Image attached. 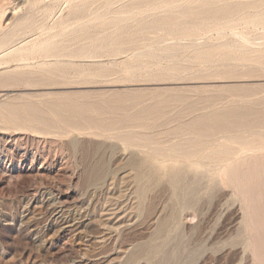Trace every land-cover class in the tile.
Returning a JSON list of instances; mask_svg holds the SVG:
<instances>
[{"label":"rangeland","instance_id":"obj_1","mask_svg":"<svg viewBox=\"0 0 264 264\" xmlns=\"http://www.w3.org/2000/svg\"><path fill=\"white\" fill-rule=\"evenodd\" d=\"M86 1L78 0L77 3H82L84 7L83 12L77 15L71 8V0H0V39L5 35L4 31L10 32L14 23L21 20L19 17L22 16L23 19L31 16L28 19L32 20L34 26L19 35L12 42L15 43L13 47L22 45L27 40L29 43V39L30 42L40 37L45 39L55 32L59 21L64 19L65 23L76 22V17L88 21L93 15L92 12L104 11L105 3L113 4L109 5L111 11H108L111 13L107 12V18L112 13L113 16L116 14L115 9H129L121 11L126 13L144 4L142 0ZM171 1L184 3V0ZM139 2H142L141 6ZM123 4L132 6L124 7ZM145 14L143 20H155L153 17L145 18ZM15 17L16 20H13ZM213 26L214 29H211L212 26L206 27V31L205 28L197 29L195 34L186 33L183 38L182 34H177L178 37L176 33L167 34L168 30L165 29H149L145 36L135 38L138 40L134 41L135 44L125 43L118 46L116 51H110L107 47H101L104 51L97 48V51L93 47L76 45L70 38L68 41L69 35L76 31L71 32V28L68 29L71 33L64 37L65 40L58 39V44L62 43L59 44L60 47L55 46L50 51L55 53L54 50H58V54L61 52V61L54 62L55 59L49 56H41L45 57L42 61L47 60V64H41L44 66L43 70L40 66L36 67L35 63L40 57L36 48H29L32 46L29 44L14 59L7 61L5 58L2 60L4 63L1 61L0 67L4 68H0V71L4 70L2 74L5 72L3 76L12 74H6L7 72L15 75L22 72L23 77L27 78L29 75L27 79H32L34 83L30 80L31 85H37L30 86L24 84L25 82L12 84L10 87L9 83L5 87L1 85L0 105L11 102L17 104L16 106H23L27 103L35 107L37 105L36 108L49 114L52 111L51 104L56 101L63 103L64 110L69 111L77 105L81 112L101 121L122 114L135 115L142 110L158 108L164 100L171 102L163 107L167 111L166 116L160 122L147 120L144 129L137 126L134 120L125 121L124 124L133 129L135 138L148 134L154 139L147 144L139 138L135 143H126L114 130L101 132L89 129L62 130L54 127L43 129L41 125L16 126L12 125L17 124L14 118L6 120L2 117L12 110L7 109L10 106H7L6 111L2 110L0 264H264V195H261L264 194V165L238 162L243 163L244 168L239 164L237 174H230L235 160L259 153L257 146L264 143V138H258L252 130L219 131L207 137L208 143L202 147V153L220 150L225 145L231 149L229 160L202 154V163L197 161L198 157H192L191 163L183 164L166 156L171 153L170 144L180 139L166 135V129L183 121L189 122L198 113H221L229 107L247 102L245 100L252 103L250 105L255 112L263 107L254 102L264 99V64H261L264 58L262 61H252V57L260 52L263 56L264 51L260 48H264V27L256 25L257 27L252 28L243 22L235 23L231 28ZM95 27H91V30L97 29V25ZM235 31L236 33H232ZM187 34L191 36L188 37ZM85 37H82L83 41L89 40ZM139 37L144 38L139 40ZM228 40L233 41V44L240 43L231 50L225 48V45L232 44ZM194 41L211 49L209 51L217 47L215 52L219 58H210L215 53L213 51L209 58L196 59L199 56L198 50L184 47L185 43L195 44ZM206 44L215 49L207 47ZM169 46L177 48L173 59L166 53ZM69 47H74L73 51ZM221 49L228 55L232 52L231 56H221ZM233 51H239L238 54L241 55L235 53V57ZM194 55L196 56L193 57ZM86 56L89 58L86 59ZM242 56L247 57L245 59ZM15 59L18 61L13 62ZM53 62H63L58 66L55 64L54 67L63 76L48 75L47 69H50L51 64L53 68ZM64 62L68 64L65 65ZM37 72L42 73L37 75ZM113 92L121 93L118 95ZM30 100L33 103L38 102L33 105ZM118 102L127 105L121 109L115 105ZM187 102L194 103L191 106ZM191 108L194 110L190 111ZM177 115H183V120L171 119ZM255 130H263V127L258 125ZM152 149H161L167 154H153ZM255 149L258 152H254ZM231 162L233 164L230 165ZM248 164L255 169L249 168ZM139 173H142L141 177H138ZM230 175L234 179L229 178ZM260 180L263 181L261 184ZM254 206L259 214L253 209ZM108 209H114L116 213L107 215ZM252 225L257 229H252ZM251 240L255 242L252 243Z\"/></svg>","mask_w":264,"mask_h":264},{"label":"bare ground","instance_id":"obj_2","mask_svg":"<svg viewBox=\"0 0 264 264\" xmlns=\"http://www.w3.org/2000/svg\"><path fill=\"white\" fill-rule=\"evenodd\" d=\"M41 1V0H39ZM73 3L71 4V8L72 10L78 15V13L80 12H83L82 8V3H77L78 0H71ZM86 1V0H85ZM177 1V0H176ZM28 2V0H27ZM87 2V1H86ZM144 2L143 6H141V3ZM142 2L140 3L139 6H141L140 8L138 7L137 9H133L131 10L130 12H126V13H123L121 11L123 10H129V9H119V11H117L115 8V11H116V14L113 16L111 14V18H107L106 15H107V12L108 14L109 11V5L112 4V3H105L104 5V11H101L102 12H92L93 15L91 16V18L87 21V20H82V18H73V14L71 15V17L74 19V21L76 22H71V23H65V19L64 21H59V25L57 26L55 30V32H53L52 30V34L48 36V33H46V37L45 39H37L35 41H32L30 42L31 39H29V43H28V40L26 42H22L21 44L22 45H18V46H14L15 43L12 44V42H15V40L19 37V35L23 34L24 31H27L28 28H32L34 25H33V22L31 19H28L30 17L27 16L26 19H23L24 17H19V18H22L21 20H18L14 23L13 27H12V30L9 32V31H4V34L2 36V38L0 39V65L1 63L3 62L2 60L7 58V61L8 60H12L14 59L15 57H17L22 51L21 49L22 48H25V46L27 47V45H32L30 46L29 48H36V50L38 51L37 53L39 54V59H37L36 61V67L40 66V68H42L43 70V67L41 64L45 63L44 61H42V58L41 56H49L51 57L52 59H55V61H61L62 57H63V54H58L56 53V51L58 50H54L55 53H51L50 51L53 49V47L57 46V48L60 47V43L58 44V42L60 40H65L64 37L67 36L69 33L71 32H75L73 34H70L68 37V41L69 38L74 42L76 45H80V46H88L90 48H96V50L98 51L97 48H101V47H107V49H109L110 51L112 50H115L118 46H122L124 45L125 43H134V41H138V40H135V38H137L138 36H141V35H144L147 30L149 29H165L168 30L166 31L167 34L169 33H176L175 35L177 36H180L181 34L184 35L182 36L185 37L186 33H191V32H194L195 30L197 29H204V31H206V27H211V29L213 28L214 29V26L213 25H216L217 27H232L233 24L235 23H238V22H243L244 24H248L250 26H253L255 27L256 25H262L264 27V0H184V3L181 1L179 3H175L171 0H142ZM85 3V2H83ZM89 4V2H87ZM127 3V2H126ZM132 4V3H131ZM181 4H184V5H181ZM86 5V4H85ZM91 5V4H90ZM113 5V4H112ZM87 6V5H86ZM101 6V5H100ZM123 6L125 7H129V6H132V5H129L128 4H123ZM136 6V4H135ZM91 7V6H90ZM94 7V6H93ZM97 7V6H96ZM98 8V7H97ZM103 8V7H101ZM111 8V7H110ZM118 8V7H116ZM120 8V7H119ZM123 8V7H121ZM133 8V7H132ZM95 9V8H94ZM113 9V8H112ZM29 10V9H28ZM90 10V9H89ZM109 10V11H108ZM93 11V10H92ZM98 11V10H97ZM100 11V10H99ZM144 13H146L145 15V18L147 17H153L152 19H155V20H143V16H144ZM86 15H90V14H87L85 13ZM143 14V15H141ZM31 15V14H29ZM75 15V14H74ZM84 15V13H83ZM80 16V15H79ZM62 18L60 17V20ZM13 20H16V17L13 18ZM11 20V21H13ZM68 20V19H67ZM66 20V21H67ZM9 21V23L11 22ZM34 22L35 19L33 20ZM12 23V24H13ZM11 24V26H12ZM46 25V24H44ZM97 25V29H94V30H91V27H95ZM10 26V28H11ZM236 26V25H234ZM216 27V28H217ZM219 27V28H220ZM226 27V28H227ZM257 27V26H256ZM37 28V27H36ZM41 28V27H40ZM39 28V29H40ZM53 28V27H52ZM73 28V30L71 29ZM96 28V27H95ZM50 29V28H49ZM68 29H71V32L68 31ZM110 29H112V31H110ZM224 29V28H223ZM57 30V31H56ZM209 29H207L208 31ZM38 31V30H37ZM50 31V32H51ZM110 31V32H108ZM158 31V30H157ZM164 31V32H165ZM7 34H6V33ZM28 32V31H27ZM36 32V31H35ZM49 32V33H50ZM154 32V31H153ZM244 32V31H243ZM264 32V31H263ZM197 33V32H194V34ZM219 33V32H218ZM232 33H236L235 32H232ZM241 33V32H239ZM41 34V33H40ZM221 34V33H219ZM225 34V33H224ZM238 34V32H237ZM236 34V35H237ZM243 34V33H242ZM241 34V35H242ZM246 34V33H245ZM264 34V33H263ZM147 35V34H146ZM172 35V34H171ZM222 35V34H221ZM220 35V36H221ZM231 35V34H230ZM234 35V34H233ZM1 36V35H0ZM36 36V35H35ZM35 36L33 37L35 39ZM39 36V35H38ZM43 36V35H42ZM83 36H86L89 40H82V37ZM128 36V37H127ZM145 36V35H144ZM174 36V35H172ZM175 36V37H176ZM177 36V37H178ZM188 36V34H187ZM191 36V35H190ZM188 36V37H190ZM244 36V35H243ZM261 36V35H260ZM85 37V38H86ZM176 37V38H177ZM231 37V36H230ZM234 37V36H232ZM239 36H236L235 38L237 40H240L238 39ZM242 37V36H241ZM61 38V39H60ZM63 38V39H62ZM144 38V37H142ZM141 37H139V40L142 39ZM212 38V37H211ZM244 38V37H243ZM242 38V39H243ZM250 38V37H249ZM22 39V38H21ZM60 39V40H58ZM181 39V37H180ZM209 39V38H208ZM233 39V38H232ZM245 39H246V36H245ZM231 40V39H230ZM228 40L229 42H232V44H228V45H223V47L225 48H228V49H231L233 46H236V44H239V43H234L233 44V41H230ZM25 41V40H24ZM192 41V40H191ZM211 42V40H209ZM209 41H204L205 43L206 42H209ZM236 41V40H235ZM244 41V39H243ZM246 41V40H245ZM195 44L192 42V43H188L186 45H184V47H188V48H192L191 50L195 49V50H198L199 52V56L196 57L197 58H209V54L213 53V51L215 52V47L211 46L213 45L211 43V48L213 47V51H209L211 49L209 48H206L204 46H200L198 45L199 43H196L197 41H194ZM203 42V41H202ZM209 42V43H210ZM213 42V41H212ZM227 42V40H226ZM225 42V43H226ZM249 42V41H248ZM25 43V44H23ZM137 43V42H136ZM139 43V42H138ZM154 43V42H153ZM181 43V42H180ZM204 43V45H205ZM216 43H219V42H216ZM224 43V44H225ZM228 43V42H227ZM245 42H243L244 44ZM62 44V43H61ZM65 44V42H64ZM63 44V45H64ZM156 44V42H155ZM174 47H175V44L176 43H173ZM183 44V43H182ZM208 44V43H207ZM206 44V46H207ZM245 44H248L247 42ZM261 43H259L260 45ZM263 44V43H262ZM261 44V45H262ZM17 45V44H16ZM59 45V47H58ZM62 45V46H63ZM67 45V44H65ZM75 45V46H76ZM127 45V44H126ZM154 45V44H153ZM216 45V44H214ZM220 45V44H219ZM217 44V46H219ZM258 45V46H259ZM61 46V47H62ZM168 46V45H167ZM172 46V45H171ZM179 46V45H178ZM200 46V47H199ZM207 46V47H209ZM242 46V45H240ZM247 46V45H246ZM7 47V48H6ZM150 47V46H149ZM176 47H177V44H176ZM245 47V46H243ZM250 47V46H249ZM64 48V47H63ZM62 48V49H63ZM70 48V47H69ZM80 48V47H78ZM85 48V47H84ZM87 48V47H86ZM125 48V47H124ZM126 48H128L126 46ZM156 48V47H155ZM162 48V47H160ZM159 48V49H160ZM166 48V47H165ZM168 48V47H167ZM179 48V47H178ZM220 48V47H219ZM235 48V47H234ZM238 48H240L238 46ZM252 48V47H250ZM26 49V48H25ZM66 49V48H65ZM64 49V50H65ZM68 49V48H67ZM66 49V50H67ZM74 49V47H73ZM73 49H69V50H72ZM80 49H83V48H80ZM120 49V48H119ZM164 49V48H163ZM187 49V48H186ZM233 49V48H232ZM231 49V50H232ZM242 49V48H241ZM240 49V50H241ZM244 49V48H243ZM60 50V49H59ZM63 50V51H64ZM65 50V51H66ZM75 50H79V49H75ZM89 50V48L87 49ZM95 50V52H96ZM101 50H103L101 48ZM100 50V51H101ZM151 50V49H150ZM155 50V49H154ZM177 50V48H170L169 46V49H166V53L171 56V58L173 59V56H176L175 54V51ZM185 50V48H184ZM237 50L234 49V51ZM239 50V49H238ZM249 50V48H248ZM258 50V49H256ZM255 50V51H256ZM261 51H264V48L263 50L260 48ZM20 51V53H19ZM27 51V50H26ZM31 51V50H30ZM44 51V52H43ZM49 51V52H48ZM53 51V50H52ZM72 51L70 53H72ZM104 51V50H103ZM116 51V50H115ZM152 51V50H151ZM219 51V50H218ZM222 51V49H221ZM230 51V50H229ZM233 51V52H234ZM246 51V50H244ZM253 51V50H252ZM29 52V50H28ZM32 52H33V49H32ZM31 52V53H32ZM83 52V50H82ZM94 52V51H93ZM94 52V53H95ZM150 52V51H149ZM160 52V51H159ZM165 52V51H164ZM183 52V50H182ZM190 52V51H189ZM222 55L225 54L224 53V50L222 51ZM226 52H228L226 50ZM239 51L234 52L233 55L236 57L235 53L238 54ZM247 52V51H246ZM245 52V53H246ZM34 53V52H33ZM68 53V52H67ZM70 53L68 56H70ZM80 53V52H79ZM77 53V54H79ZM90 53V52H89ZM109 53V52H108ZM181 53V52H180ZM221 53V52H219ZM229 53V52H228ZM231 53H229V55L231 56ZM251 53V52H250ZM22 54V53H21ZM66 54V53H65ZM111 54V53H110ZM141 53H139V56H140ZM145 54V53H144ZM147 54V53H146ZM178 54V53H177ZM194 54V53H193ZM197 54V53H196ZM217 52L213 53V56L210 57V58H213L214 56L216 57L217 56ZM253 54V53H252ZM32 55V54H31ZM87 55V54H86ZM89 55V54H88ZM153 55V54H152ZM155 55V54H154ZM153 55V56H154ZM157 55V54H156ZM155 55V56H156ZM167 55V56H168ZM226 56L228 54H225ZM227 56V57H230V56ZM232 55V57H233ZM238 55H241V54H238ZM237 55V56H238ZM251 55V54H250ZM254 55V54H253ZM256 55V54H255ZM28 56V55H27ZM34 56V55H33ZM37 56V55H36ZM144 56V55H143ZM146 56V55H145ZM150 56V55H149ZM152 56V57H153ZM179 56V55H178ZM196 55H194L193 57H195ZM249 56V55H247ZM246 56V57H247ZM252 56V55H251ZM263 56H264V53H263ZM262 56V53L260 52L257 56H253L252 57V61L255 60V61H262V59L264 58ZM23 57V56H21ZM82 57H85L84 55ZM87 57V56H86ZM94 57V56H93ZM148 57V56H147ZM190 57V56H189ZM192 57V59H193ZM219 58V56H217ZM243 57V56H242ZM246 57H243L246 59ZM250 57V56H249ZM45 58V57H44ZM43 58V59H44ZM68 58V57H67ZM89 56L86 58L88 59ZM151 58V57H150ZM149 58V59H150ZM177 58V57H175ZM185 58V57H184ZM188 58V57H187ZM238 59L240 57H237ZM251 58V57H250ZM249 58V59H250ZM49 59V58H48ZM66 60V57L64 58ZM63 59V60H64ZM147 59V58H146ZM191 59V58H190ZM222 59V58H221ZM225 59V58H223ZM230 59V58H229ZM232 60H234L233 58H231ZM241 59V58H240ZM248 59V60H249ZM17 59L13 60V62L15 61L16 62ZM64 60V61H65ZM95 60V59H94ZM177 61V59H174V61ZM180 60V59H178ZM194 60V59H193ZM192 60V62H193ZM205 60V59H204ZM203 60V61H204ZM214 60V59H213ZM217 60V59H215ZM236 60V59H235ZM2 61V62H1ZM18 61V60H17ZM67 61V60H66ZM172 61V60H171ZM181 61V60H180ZM188 61V60H186ZM195 61V60H194ZM198 61V60H197ZM208 61V60H207ZM237 61V60H236ZM247 61V60H246ZM10 63L12 61H9ZM53 62V64H54ZM196 62V61H195ZM235 62V61H234ZM4 63V62H3ZM60 63V62H59ZM59 63H55L57 66L59 65ZM67 62H64V64L66 65ZM94 63V62H93ZM9 64V63H8ZM13 64V63H12ZM47 64V62H46ZM50 64V63H48ZM55 64L52 68V64L49 66L50 69H47L49 70L48 71V75L50 74V76L54 75L55 77L61 73L59 71L58 68H54L55 67ZM60 64H63V62H61ZM68 64V63H67ZM95 64H97L95 62ZM101 64V62H100ZM260 64V63H259ZM261 64H264V62H262ZM19 65V64H18ZM80 65V64H79ZM182 65H185V64H182ZM42 66V67H41ZM84 66V65H82ZM86 66V65H85ZM96 66V65H95ZM100 66V65H98ZM5 67H8V65H6ZM20 67V66H19ZM62 67V66H61ZM101 67V66H100ZM175 67V66H174ZM184 67V66H183ZM0 68H4V67H0ZM12 68V67H11ZM38 68V69H40ZM48 68V66H47ZM66 68V67H65ZM84 68V67H83ZM96 68V67H95ZM9 69V68H8ZM8 69H5L8 71ZM62 69V68H61ZM60 69V70H61ZM67 69V68H66ZM86 69V67L84 68V70ZM101 69H104V68H101ZM16 70V68H15ZM15 70H11V71H14L16 72ZM19 70V69H18ZM41 70V69H40ZM45 70V68H44ZM63 70V69H62ZM4 71V70H3ZM3 71H0L3 72ZM46 71V70H45ZM64 71V70H63ZM62 71V72H63ZM70 71V70H69ZM82 71V70H81ZM20 72V71H19ZM26 72V71H25ZM31 72V71H30ZM34 72V71H33ZM32 72V73H33ZM43 72V71H42ZM42 72H37V75L38 73H42ZM67 72V71H66ZM80 72V71H79ZM97 72V71H96ZM5 73V72H4ZM3 73V74H4ZM8 73H12L10 75H6V76H3V74L1 73L0 74V87L1 85L3 87H5L6 84L9 83V87L10 85L12 84H16L18 85L20 82H25L24 84H30V80L32 81V79L28 80L27 78L23 77L24 74L22 75L21 73H16L17 75H15V73L13 72H7L6 74ZM30 73V74H32ZM45 73V72H44ZM47 73V72H46ZM82 73V72H81ZM84 73H87L84 72ZM107 73V72H106ZM34 74V73H33ZM32 74V75H33ZM62 74V73H61ZM60 74V75H61ZM64 74V72H63ZM101 74V72H100ZM35 76V74H34ZM63 76V75H61ZM30 78H32L30 76ZM70 78V77H69ZM41 79V78H40ZM34 80V79H33ZM37 81V79H35ZM65 80V79H64ZM39 81V80H38ZM28 82V83H27ZM32 83H34L32 81ZM31 83V84H32ZM39 83V82H38ZM30 86H36V84L34 85H31ZM7 86V85H6ZM15 86V85H14ZM21 86V85H20ZM7 88V87H6ZM11 90V89H10ZM121 92H113V94H120ZM48 94V93H47ZM59 94V93H58ZM42 95V94H41ZM24 96V95H23ZM29 96V95H28ZM30 96H33V95H30ZM36 97H40L38 95H35ZM34 96V97H35ZM44 96V94H43ZM47 96V95H46ZM67 96V95H66ZM68 97V96H67ZM70 97V96H69ZM28 98V97H27ZM65 98V97H64ZM127 98V97H125ZM128 98H129V94H128ZM178 99V98H177ZM73 100V99H72ZM113 99H111L112 101ZM118 100V99H117ZM132 100V99H131ZM24 101V100H23ZM31 101V100H30ZM29 101V102H30ZM33 101V99H32ZM31 101V102H32ZM100 101V100H99ZM102 101V100H101ZM105 102V99L103 100ZM108 101V100H107ZM247 102L245 103H242L238 106H232V107H229L225 110H223V112L221 113H209V112H206L205 113H198L196 114L195 116L192 117V119L189 121V122H182L178 125H176L175 127L173 128H169L168 130L166 129L165 131V134L166 135H171V136H175V137H180V139L176 142H173L170 144L169 146V149L171 150V153L170 154H167L165 153L164 151H162L161 149H152V153L153 154H167L166 156L170 157V158H174L176 159L177 161H180L181 163L185 164V163H191L192 162V157H198L197 158V161L198 162H201L202 163V154H204L205 156H208V155H213V156H217V158H221V159H227L229 160V156L231 154V149L228 147V146H225L224 145V148H221L220 150H213V151H209V152H206V153H202L204 151V149L202 147H204L208 141H207V137L213 135L214 133L216 132H219V131H246V130H252L254 135L257 136L258 138H261L263 139L264 138V99L262 100H259L257 102H254V103H257V104H261L263 105L262 109L258 112H255L253 111L254 108L250 105L252 103H250L248 100H245ZM252 101V100H251ZM28 102V101H26ZM36 102V101H35ZM34 102V103H35ZM38 102V101H37ZM36 102V103H37ZM78 102V101H77ZM94 102V101H93ZM116 102V101H115ZM131 102V101H130ZM137 102V101H136ZM140 102V101H138ZM169 100H164L160 103V105H158V108H150V109H147V110H142L140 113L138 114H135V115H126V114H122L121 116H118L116 118H108V120H105V119H101V121H97L95 120V118L91 115H88V114H85L83 112H81V110L79 109L80 107H78L77 105H74L72 109H70L69 111L67 110H64L63 109V103L61 102H53L51 104L52 106V111L49 112V114H45L43 112L42 109H38L36 108L35 106H32V105H27V103H24L25 105L23 106H16L14 105L15 103H7V104H1L0 105V115H1V112L2 110L5 109V111L8 109H12L11 111H8V114L7 115H4L2 116L4 119L6 120H16L17 124H12V125H16V126H25V125H28V126H37V125H41L43 126L44 128L43 129H51V128H57V129H62V130H65V129H89L91 131H101V132H107L109 130H114L118 133L119 135V138H121L123 141H125L126 143L128 142H134L139 138V140H144L145 143L147 144L148 141L150 140H154L153 138L151 139V137L147 134L145 135H141L137 138H135V133L133 131V129H130V125H125V121H136L137 122V126L139 127H143L146 128L145 126H147V124H145V122L148 120H150L151 122H157L159 121L160 119H162L163 117L166 116V113L167 111L165 109H163V107H166L168 104H169ZM33 103V102H32ZM33 103V105H34ZM46 103V102H45ZM80 103V101H79ZM106 103V102H105ZM194 103V102H192ZM191 102H187V104L191 105L192 104ZM21 103H19L20 105ZM41 104V103H40ZM48 104V103H46ZM135 104V102H134ZM181 104V103H180ZM45 105V104H44ZM42 105V106H44ZM65 105V104H64ZM98 105V103H97ZM116 107H119L121 109H124V107L127 105L125 104L124 102H118L115 104ZM114 105V107H115ZM232 105V104H231ZM7 106L9 108H7ZM46 106V105H45ZM44 106V107H45ZM48 106V105H47ZM46 106V107H47ZM80 106V105H79ZM102 106V105H101ZM109 106V105H107ZM151 106V105H150ZM192 106V105H191ZM190 106V107H191ZM43 107V108H44ZM70 107V106H69ZM152 107V106H151ZM154 107V106H153ZM228 107V106H227ZM7 108V109H6ZM17 108L22 109L21 111H19ZM104 108V107H103ZM106 108V107H105ZM148 108V107H147ZM101 109V108H100ZM143 109V108H142ZM18 110V111H17ZM47 110V109H46ZM49 110V109H48ZM104 110V109H102ZM107 110V109H106ZM141 110V109H140ZM191 110H194V109H190ZM257 110V109H256ZM111 112V111H110ZM5 114V113H3ZM109 114V113H108ZM15 116V117H13ZM99 116V115H98ZM114 116V115H113ZM11 117V118H10ZM184 118L183 115H177V116H174L172 117L171 119L172 120H178V121H182ZM1 121V120H0ZM4 121V120H2ZM160 122V121H159ZM6 123V122H5ZM8 123H10L8 121ZM144 123V124H142ZM167 124V123H166ZM159 125V124H158ZM260 125L263 127V130H255V128ZM148 128V127H147ZM141 129V128H140ZM142 130V129H141ZM148 130V129H147ZM152 130V129H151ZM150 130V131H151ZM146 131V130H145ZM144 131V132H145ZM96 133V132H94ZM164 133V132H163ZM137 134V133H136ZM190 135L188 137L184 136V135ZM140 135V134H138ZM152 135V134H151ZM154 137V136H153ZM166 138V137H164ZM234 138H238V137H234ZM137 143V142H136ZM138 143H141L140 141ZM142 143H144L142 141ZM150 143V142H149ZM264 145V143H262ZM260 144L259 146H257L258 150H259V153L258 154H250L248 156H244L242 158H239L237 160H232V162L234 163H230L233 164L232 168L230 169V174H233L234 172L237 174L236 170L240 169V168H237L239 167V164L241 163H238V162H245L246 163H251L252 164H257L258 166H262L264 165V146ZM256 151L254 152H258L257 149H255ZM215 151V152H214ZM231 157V156H230ZM210 158V157H209ZM143 161V160H142ZM238 163V165H237ZM237 166H236V165ZM243 164V163H242ZM240 165V167L244 168V165ZM226 166V165H225ZM235 166V167H234ZM247 166V165H246ZM248 167L250 168L251 166H249L248 164ZM227 168V167H226ZM225 168V169H226ZM253 168V170L255 169V167H251ZM228 171V170H227ZM247 171V170H246ZM226 172V170H225ZM253 172V171H252ZM150 173V172H149ZM251 173V171L249 172ZM140 174L142 173H139L138 174V177H141ZM227 174V173H226ZM247 174V173H246ZM252 174H255L254 172ZM257 174V173H256ZM229 175V173L227 174ZM233 175H230L229 178H233L232 177ZM243 176V175H241ZM98 177V176H96ZM238 177V176H237ZM234 178H235V174H234ZM233 178V179H234ZM232 179V180H233ZM239 179V178H238ZM243 179V178H242ZM240 180V179H239ZM238 180V181H239ZM262 180V179H261ZM260 180V181H261ZM245 181V180H244ZM263 181L260 182V184L262 183ZM246 183V181H245ZM127 185V184H126ZM249 186V185H248ZM261 186V185H259ZM258 186V187H259ZM110 187V186H109ZM126 187V186H125ZM128 190V189H127ZM245 190V189H244ZM248 190V189H247ZM260 191V190H259ZM244 193V191H243ZM261 193V192H259ZM258 193V194H259ZM112 194V193H111ZM249 195V194H248ZM262 197H263V193H261ZM121 196V195H120ZM123 196V195H122ZM252 196V195H251ZM250 196V197H251ZM257 196V194H256ZM249 197V196H248ZM246 197V198H248ZM255 197V195H254ZM258 197V196H257ZM257 197H255L254 199L257 200ZM261 197V196H260ZM259 197V198H260ZM111 198V197H110ZM252 198V197H251ZM251 200V199H250ZM253 200V199H252ZM251 200V201H252ZM264 200V199H262ZM250 201V202H251ZM255 201V200H254ZM258 202V200H257ZM263 202V201H262ZM119 203V202H118ZM252 203V202H251ZM256 203V201L254 202ZM259 203V202H258ZM257 203V204H258ZM250 204V203H249ZM248 204V206H249ZM250 207V206H249ZM130 209V208H129ZM254 210H256L255 212H259L257 210V207H253ZM249 210V209H248ZM253 210V211H254ZM250 211V210H249ZM103 212V211H102ZM108 214L107 215H114L116 212L114 211V209H108L107 210ZM264 212V211H263ZM262 212V213H263ZM248 216L250 213H248ZM259 214V213H258ZM257 214V215H258ZM117 215H115L116 217ZM104 217V216H103ZM107 217V216H106ZM109 217V216H108ZM247 217V216H246ZM250 217V216H249ZM248 217V218H249ZM253 217V215H252ZM259 217V215H258ZM258 217H255V218H258ZM251 218V217H250ZM249 218V219H250ZM252 220V219H251ZM257 220V219H256ZM111 221V220H110ZM126 221V220H125ZM258 221V220H257ZM246 222V221H245ZM249 222V221H248ZM252 222V221H250ZM249 222V223H250ZM112 223V222H111ZM120 223V222H119ZM248 223L246 222V225ZM253 224V222L251 223ZM256 224V223H255ZM107 225V224H105ZM112 225V224H110ZM109 225V226H110ZM113 226V225H112ZM116 226V225H115ZM250 226V224H249ZM247 227V226H246ZM253 227L256 228V226H253L252 225V229ZM260 227V226H259ZM249 228V227H248ZM246 228V229H248ZM254 228V230H255ZM257 229V228H256ZM260 229V228H259ZM258 229V230H259ZM257 231V230H256ZM255 232V231H254ZM260 232V231H259ZM262 232V230H261ZM255 234V233H254ZM258 235V233H257ZM258 236H261V235H258ZM257 236V237H258ZM256 237V236H254ZM260 238V237H258ZM262 240V239H261ZM252 241V240H251ZM255 242V241H252V243ZM254 245V244H252ZM249 246V244H248ZM251 247V246H250ZM252 248V247H251ZM256 248V247H254ZM253 248V249H254ZM254 252V251H253ZM256 253V252H255ZM262 253V252H261ZM257 256V255H256ZM258 257V256H257ZM264 257V256H263ZM262 257V258H263Z\"/></svg>","mask_w":264,"mask_h":264}]
</instances>
